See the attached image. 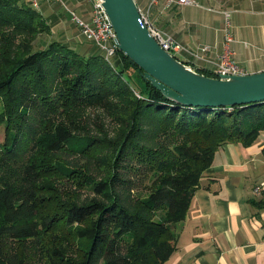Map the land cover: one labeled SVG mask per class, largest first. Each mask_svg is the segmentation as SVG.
Returning a JSON list of instances; mask_svg holds the SVG:
<instances>
[{"label":"trees","instance_id":"obj_1","mask_svg":"<svg viewBox=\"0 0 264 264\" xmlns=\"http://www.w3.org/2000/svg\"><path fill=\"white\" fill-rule=\"evenodd\" d=\"M51 33L30 0H0V264H163L215 152L264 132V102L178 104L119 49Z\"/></svg>","mask_w":264,"mask_h":264},{"label":"crops","instance_id":"obj_2","mask_svg":"<svg viewBox=\"0 0 264 264\" xmlns=\"http://www.w3.org/2000/svg\"><path fill=\"white\" fill-rule=\"evenodd\" d=\"M38 1L52 29L59 24L65 32L59 22L61 7L90 18V0ZM135 1L146 11L150 0ZM149 10L153 23L187 50L208 45L201 58L185 50L176 57L196 70L211 72L225 49L228 12L232 59L243 73L264 70V0H191L166 6L160 1ZM65 35L58 39L67 43ZM263 147L261 133L250 146L228 143L215 152L185 218L176 227L177 248L163 264H264V191L259 196L253 193V187L264 180Z\"/></svg>","mask_w":264,"mask_h":264},{"label":"water","instance_id":"obj_3","mask_svg":"<svg viewBox=\"0 0 264 264\" xmlns=\"http://www.w3.org/2000/svg\"><path fill=\"white\" fill-rule=\"evenodd\" d=\"M118 49L143 78L168 99L190 106H233L264 102V70L208 76L161 48L143 22L135 0H101Z\"/></svg>","mask_w":264,"mask_h":264},{"label":"built area","instance_id":"obj_4","mask_svg":"<svg viewBox=\"0 0 264 264\" xmlns=\"http://www.w3.org/2000/svg\"><path fill=\"white\" fill-rule=\"evenodd\" d=\"M32 6L39 9L38 0H30ZM52 1V0H46ZM62 1V0H56ZM91 1V11L90 18L88 20L83 19L77 13L71 11V18L76 23L79 28L81 36L85 40L92 41L100 50L103 51L105 59L107 61L111 60V57L116 53L118 46L116 43V33L111 26V23L107 17V14L102 6L101 0H90ZM162 1L164 5H168L173 2L179 4H189L191 0H150L149 6L146 11L139 8L140 14L143 22L147 25L150 34L156 39L158 44L164 50L168 51L170 54L176 56L177 52L188 51L194 57L201 58L203 53L209 50L208 45H201L197 51H189L176 41L168 32L156 26L149 16V8L158 2ZM229 13L226 12V26H225V49L222 54L217 56V61L215 62L214 73L216 76L220 74H244L239 65L232 59L231 50L228 48V43L233 41V35L229 29L228 21ZM264 189V181H261L255 186L254 192L260 194Z\"/></svg>","mask_w":264,"mask_h":264},{"label":"rangeland","instance_id":"obj_5","mask_svg":"<svg viewBox=\"0 0 264 264\" xmlns=\"http://www.w3.org/2000/svg\"><path fill=\"white\" fill-rule=\"evenodd\" d=\"M59 13H60V15H59V19H60V21L59 22H61L62 23V25H64L65 26V32H62V28H60V26H59V24H58V26L57 27H55V28H51V30H52V33L50 34V35H46L44 38H42V43H46L48 40H51V39H53L52 38V35L53 36H57L58 37V35H60L61 36V33L62 34H66L65 36H67L66 38L68 39V41H67V43L69 42V44L72 46V47H74L77 51H82L84 48H86L87 47V44L85 43V42H83L82 40H84V38L81 36V34H80V31H79V28H78V26L76 25V24H74L75 22L72 20V18H71V14L68 12V11H66L65 10V8H63V7H61L60 8V10H59ZM77 14L79 15V13L77 12ZM52 17V16H51ZM82 17V16H81ZM53 18V17H52ZM75 25H76V27H75ZM79 43H81V44H79ZM38 46V45H37ZM86 50V49H85ZM97 50L98 51H100L101 52V50L99 49V48H97ZM89 51V50H88ZM86 53V52H85ZM222 54V52L219 54V56ZM177 56H181V55H177ZM216 61H217V59H216ZM215 61V62H216ZM214 62V63H215ZM214 73V72H213ZM105 121L107 122V124H109L108 123V119H105ZM262 133H264V132H262ZM3 137H4V128H3V126L2 125H0V141L1 140H3ZM262 181H264V180H262ZM261 182V181H260ZM259 182V183H260ZM258 183V184H259ZM257 184V185H258ZM256 186V185H255ZM255 186L253 187V193L255 194V195H257V196H259L263 191H264V189L262 190V192L259 194H256L255 192H254V189H255Z\"/></svg>","mask_w":264,"mask_h":264},{"label":"bare ground","instance_id":"obj_6","mask_svg":"<svg viewBox=\"0 0 264 264\" xmlns=\"http://www.w3.org/2000/svg\"><path fill=\"white\" fill-rule=\"evenodd\" d=\"M76 24V23H75Z\"/></svg>","mask_w":264,"mask_h":264}]
</instances>
